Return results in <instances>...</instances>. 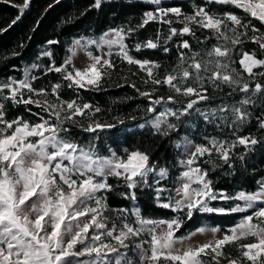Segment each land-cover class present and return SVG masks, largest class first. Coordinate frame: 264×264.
I'll return each instance as SVG.
<instances>
[{
    "label": "snow or ice",
    "instance_id": "snow-or-ice-1",
    "mask_svg": "<svg viewBox=\"0 0 264 264\" xmlns=\"http://www.w3.org/2000/svg\"><path fill=\"white\" fill-rule=\"evenodd\" d=\"M104 2L94 0L91 7L99 9ZM141 2L154 7L143 12L138 24L112 27L96 38L72 41L68 51L73 55L89 46L100 51L99 55L88 51L87 67L75 68L71 56L57 65L52 47H45L37 59L48 58L47 65L33 62L24 68L23 78L0 80V264H222L225 260L227 264H264V176L255 181L254 189L229 191L218 188L210 170L200 163L211 165V171L226 165L229 171L225 175H235L234 159L245 161L257 145L264 147V136L242 134L253 118L258 131L264 132V55L244 49L250 41L264 54V32L252 23L255 20L264 25V0H200L190 12L181 6L163 5L162 0ZM0 3L18 9L11 27L22 19L31 0ZM215 5L229 7L216 11ZM150 22L167 25V34L158 28L154 38L136 41L130 47L126 40ZM4 31L7 28L0 29ZM197 31L208 35L201 38ZM185 37L197 45L210 39L216 43L198 51ZM58 44L57 39L46 41L47 46ZM172 44L177 49V62L162 76L158 61L130 54L133 48L136 52L150 49L167 54ZM11 55L20 53L13 51ZM113 56L146 73L141 77L146 90L129 83L149 101L145 111L152 116L140 128L148 125L154 135L168 137L179 130L180 121L187 123L186 118H191L222 132L228 130L222 138L205 136L204 143L194 144L187 138L183 144L175 143L182 149L177 157L182 171L172 181L174 187L165 183L170 177L169 167L154 160L149 150L125 148L118 155L106 149L110 154L102 155L95 143L98 136L85 144L74 131L95 134L116 127L95 118L101 112L99 106L61 97L65 86L75 91L103 90L105 79L117 70ZM237 63L242 71L234 66ZM33 69H42L44 75L58 73L60 81L50 88H35L39 77ZM122 79L128 83L127 76ZM163 85L175 95H156L157 86ZM224 87L230 91L212 106L217 98L210 89L223 91ZM177 95L185 100H177ZM8 104L24 106L35 119L23 115L8 118ZM30 105L39 111L34 112ZM257 108L260 115L254 116ZM82 119L88 122L82 123ZM241 146L244 151L237 153ZM112 179L117 183H111ZM121 187L119 195L132 207L113 209L108 196ZM146 192L158 208L175 215L165 219L142 213L138 202ZM109 212H114L115 218ZM194 213L240 214V218L227 230L201 225L177 235ZM222 231L223 235L216 238ZM209 232L214 238L208 242L196 246L186 243L196 234ZM232 245L238 256L225 251Z\"/></svg>",
    "mask_w": 264,
    "mask_h": 264
},
{
    "label": "trees",
    "instance_id": "trees-1",
    "mask_svg": "<svg viewBox=\"0 0 264 264\" xmlns=\"http://www.w3.org/2000/svg\"><path fill=\"white\" fill-rule=\"evenodd\" d=\"M13 3L20 4L22 0H12ZM94 0H31L30 7L25 10L22 19L15 25L11 21L18 15V9L9 6L5 3H0V29L7 28V31L0 32V80L8 77L21 78L25 67L30 66L33 62L43 65L49 63L48 58L37 59L38 54L45 47H52L54 58L59 65L67 53V48L74 38L95 36L106 31L109 28L117 26L135 25L140 22V18L144 11L150 10L154 6L142 3L141 0H105L102 7L99 9L92 8ZM200 2V0H162L163 5L166 6H181L186 12H190L192 5ZM49 5L52 7L49 8ZM216 11H223L229 6L215 5L212 6ZM239 12V10L231 9ZM83 13V15H81ZM37 21L39 25L37 26ZM68 21V22H66ZM253 24L264 32V25H260L258 21L253 20ZM180 27V25H175ZM36 30L33 32L32 29ZM158 28H162L165 35L167 34V25H160L156 22H150L144 29H141L126 43L131 47L136 41H144L148 37H155ZM252 33L249 32V35ZM208 35L205 31H197V36L203 38ZM31 37V39H29ZM49 39H57L60 44L56 46H47L46 41ZM179 37H174V41L178 42ZM189 39L194 48L198 51L210 48L212 44L216 43L214 39H210L204 45H197L195 40L191 37ZM23 44L21 48L19 45ZM172 51L165 54L160 50L143 49L136 52L134 48L130 52L131 55L137 59H149L158 61L162 67L159 70L162 76L165 70H170L171 66L177 62V49L174 44L171 45ZM244 49L248 51L256 50L258 56H262L258 47L250 41L244 45ZM13 51L19 52L20 55L13 57ZM187 51V50H185ZM8 57V59H4ZM239 56L236 57L238 61ZM113 60L117 64V70L112 72L110 78H106L103 83V90H78L69 89L66 86L61 90V97L65 100L79 99L82 102L99 106L101 112L96 115V119L102 123L115 124L116 127L104 129L95 134L85 133L74 129L78 132V139L82 143H87L93 136H98L99 139L95 141L97 149L102 155L109 152L106 149L116 151L118 155L123 154L125 148L129 150L141 149L149 150L152 158L158 160L161 164H166L170 169V177L167 182L168 187H174L172 181L178 177L181 167L177 163V157L180 156V149L175 147L176 142H180L183 136H190L195 143H204L205 136H215L222 138L228 131L215 128L212 125H207L199 119L186 118L187 123L182 120L179 122L180 127L177 132H173L168 137H162L158 134L154 135L150 126L146 125L145 128H140V124H145L152 114L146 113L145 109L149 101L140 96L135 89L129 86V83H135L141 91L146 90V86L141 83V77H145L146 73L140 72L138 67L128 66L126 62H121L119 57L113 56ZM239 69L238 63L234 65ZM34 75L37 79L33 86L35 88L46 87L50 88L52 83L60 81V74L48 73L44 75L42 69H33ZM136 72L137 75H131ZM127 76L128 83L122 77ZM245 79L247 76L245 74ZM259 79V77L257 78ZM264 83V80L261 81ZM123 86H117V85ZM151 88V85L147 86ZM158 92L156 95H175L169 91L166 85L157 86ZM230 89L224 87L223 91H212L210 94L217 98L214 99L212 106L220 103L219 98L224 97ZM49 99L53 97L49 96ZM236 96L235 99H239ZM177 100H185L184 97L177 95ZM8 107V118H13L17 115H23L26 119L34 120L24 109V106L13 107L11 104ZM34 112L39 111L35 105H30ZM203 107V105H202ZM46 115V114H45ZM260 115V109L257 108L254 116ZM123 120L124 123L120 124L117 120ZM87 120L82 119V123H87ZM253 134L264 136V132L258 131V126L255 119L243 129L242 134ZM237 153H242L243 147H239ZM201 165L210 170L211 178L216 182L218 188H228L232 191L234 188L239 189H254L256 187L255 181L264 176V147L257 145L255 150L247 155L245 161L234 159L235 175H225L227 166L218 167L211 171V165ZM217 163H221L217 161ZM111 183L117 182L112 179ZM123 188L112 192L108 196V203L111 208L132 207V203L125 200L119 192ZM150 192V190H148ZM139 206L142 213L152 218H168L175 213L169 210L158 208L153 202V197L150 194H142L139 199ZM214 204L217 202H213ZM240 218V214L231 215H213L194 213L193 219L188 221L180 230L177 235H184L189 231L201 226H218L222 230H227L228 227L235 224ZM234 245L227 247L226 252H234Z\"/></svg>",
    "mask_w": 264,
    "mask_h": 264
},
{
    "label": "rangeland",
    "instance_id": "rangeland-1",
    "mask_svg": "<svg viewBox=\"0 0 264 264\" xmlns=\"http://www.w3.org/2000/svg\"><path fill=\"white\" fill-rule=\"evenodd\" d=\"M102 33H103V32H102ZM100 34H101V33H100ZM100 34H97V35H95V36H85V37H86V38H89V37H91V38H96V37H98ZM78 38H80V37H77V38H74V39H78ZM74 39H73V40H74ZM73 40H72V41H73ZM71 46H72V42L70 43V45H69L68 48H67V53H66L64 59L67 58V57H69V56H71L75 68H78V69H83V68L87 67V65L90 63V59H89V57H88V51H91L94 55H99V54H101L100 51L97 50V49H95L94 46H89V48H88L87 50H78V51H76L75 55H73L72 53H70V52L68 51V49H69ZM105 51H107V49H105ZM114 51H115V50H114ZM21 78H23V76H22ZM185 138L190 139L194 144H196V143L191 139V137L188 136V135L183 136V138H182L181 141H180L181 144H183ZM181 152H182V149H180V154H181ZM109 154H110V153H108V154H106V155H109ZM180 171H182V168H181ZM108 215L111 216V217H113V218H115V213H114V212H109ZM237 222H238V221H237ZM237 222H236V223H237ZM236 223H235V224H236ZM235 224H233L232 226H234ZM208 226H209V225H208ZM232 226H230V227H232ZM210 227H217V226H210ZM230 227H228V228H230ZM195 229H196V228H195ZM195 229H193V230H195ZM191 231H192V230H191ZM189 232H190V231H189ZM186 234H187V233H186ZM222 235H223V231H222L221 233L216 234V238H219V237L222 236ZM213 238H214V237H213V234L210 233V232H209V233H206V234H196L195 236H192L191 239H190L189 241H187L186 243H187V244H192L193 246H196V245H199V244H203V243H205V242H208L209 240H212ZM244 242H249V241H244ZM234 246H235V245H234ZM177 247H180V245H177ZM231 254H232V256H234V257L239 255V253L236 251V247H234V252H232ZM129 255L132 256L133 259H135V260H137V261L139 260V258H138L134 253L129 252ZM222 264H227V261H226V260H225V261H222Z\"/></svg>",
    "mask_w": 264,
    "mask_h": 264
}]
</instances>
